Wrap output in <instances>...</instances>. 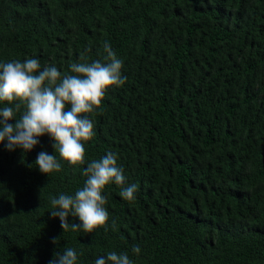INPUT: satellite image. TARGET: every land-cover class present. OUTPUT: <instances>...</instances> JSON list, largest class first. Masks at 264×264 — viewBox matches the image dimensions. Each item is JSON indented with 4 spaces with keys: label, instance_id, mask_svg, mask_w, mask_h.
<instances>
[{
    "label": "trees",
    "instance_id": "trees-1",
    "mask_svg": "<svg viewBox=\"0 0 264 264\" xmlns=\"http://www.w3.org/2000/svg\"><path fill=\"white\" fill-rule=\"evenodd\" d=\"M105 42L127 80L85 114L84 164L61 160L48 134L30 151L0 142V264H50L65 247L77 264L111 251L133 264H264V0H0V63L70 74L102 61ZM41 151L62 170L41 173ZM108 152L134 199L110 183L107 231L63 232L50 197L74 196Z\"/></svg>",
    "mask_w": 264,
    "mask_h": 264
},
{
    "label": "clouds",
    "instance_id": "clouds-1",
    "mask_svg": "<svg viewBox=\"0 0 264 264\" xmlns=\"http://www.w3.org/2000/svg\"><path fill=\"white\" fill-rule=\"evenodd\" d=\"M103 49L106 55L102 61L72 63L70 74L62 73L55 66L42 69L36 58L0 63V104L7 105L0 107L3 118L0 119V142L7 140L9 151L16 147L30 151L39 143L38 137L48 134L61 160L73 166L84 164L85 143L94 136L93 121L85 114L100 107L107 89L122 86L127 80L122 74L123 62L111 45L105 42ZM12 119L16 120L14 125L8 122ZM117 161L118 156L112 152L92 159L84 171L87 177L84 186L74 196L50 197V214L59 218L63 232L92 233L101 227L107 231L109 213L103 192L110 183L121 186L119 195L124 200L134 199L137 185L125 186L126 177ZM36 166L47 175L62 170L56 154L46 151L38 154ZM69 216L79 217L81 224L69 223ZM112 228H116L115 220ZM140 251L138 246L132 248L134 254ZM106 257H98L94 264H133L127 252L111 251ZM77 260V251L65 247L54 254L50 264H77Z\"/></svg>",
    "mask_w": 264,
    "mask_h": 264
},
{
    "label": "bare ground",
    "instance_id": "bare-ground-1",
    "mask_svg": "<svg viewBox=\"0 0 264 264\" xmlns=\"http://www.w3.org/2000/svg\"><path fill=\"white\" fill-rule=\"evenodd\" d=\"M180 140V139H179ZM217 151V150H216ZM164 153V152H163ZM192 153V152H191ZM200 157V156H199ZM127 164V163H126ZM133 164V163H132Z\"/></svg>",
    "mask_w": 264,
    "mask_h": 264
}]
</instances>
